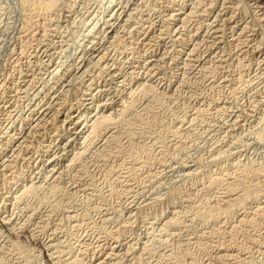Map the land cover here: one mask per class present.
I'll list each match as a JSON object with an SVG mask.
<instances>
[{
  "label": "rangeland",
  "instance_id": "rangeland-1",
  "mask_svg": "<svg viewBox=\"0 0 264 264\" xmlns=\"http://www.w3.org/2000/svg\"><path fill=\"white\" fill-rule=\"evenodd\" d=\"M34 1L0 0V264H264V0Z\"/></svg>",
  "mask_w": 264,
  "mask_h": 264
},
{
  "label": "bare ground",
  "instance_id": "bare-ground-1",
  "mask_svg": "<svg viewBox=\"0 0 264 264\" xmlns=\"http://www.w3.org/2000/svg\"><path fill=\"white\" fill-rule=\"evenodd\" d=\"M57 1L58 0H35L34 2L35 3H38V5H41V7H44V8H46L47 10H51V9H55V8H57L58 7V3H57ZM62 1V0H61ZM128 1V0H127ZM97 2V1H96ZM126 2V1H125ZM122 3H124V0L122 1V0H119V2H117L113 7H119V5L120 4H122ZM152 3V2H151ZM70 5V4H69ZM197 5V4H196ZM264 5V4H263ZM65 7V6H64ZM70 7H71V5H70ZM120 7H122V8H124L122 5L120 6ZM263 7V6H262ZM192 8V7H191ZM120 9V8H119ZM119 9H117L116 10V12H115V16H118V17H121V15L124 13V11L125 10H123V11H121V12H119L118 13V11H119ZM69 10V9H68ZM113 10H115V8L113 9ZM242 10V9H241ZM108 12V11H107ZM152 12V11H151ZM112 13V12H111ZM263 13V12H262ZM126 14V13H125ZM125 14H124V16H125ZM112 16V15H111ZM114 16V15H113ZM259 16V15H258ZM245 18V17H244ZM116 20V19H115ZM217 21V20H216ZM216 28V27H215ZM129 29V28H128ZM250 29V28H249ZM191 30V29H190ZM241 31V30H240ZM226 32V31H225ZM263 35V34H262ZM193 38V37H192ZM173 39V38H172ZM252 41V40H251ZM124 42V41H123ZM241 44V43H240ZM34 56V55H33ZM90 58V57H89ZM167 59V58H166ZM107 66V65H106ZM144 67V66H143ZM109 68V67H108ZM124 68V67H123ZM218 68V67H217ZM187 69V68H186ZM159 71V70H158ZM214 71V70H213ZM69 75V74H68ZM147 75V74H146ZM106 76V75H105ZM223 76V75H222ZM257 77V76H256ZM95 78V77H94ZM184 78V77H183ZM253 79V78H252ZM65 85V84H64ZM142 88V87H141ZM145 90V89H144ZM39 98V97H38ZM50 106H46V107H44V108H42V109H40V111H38V114H39V117L37 118L38 119V121H37V123L41 120V119H44L45 118V116L47 115V111H48V109L50 110V108H49ZM127 110V109H126ZM104 116V115H103ZM105 116H107L108 117V115H105ZM94 117V116H93ZM99 117H101L102 118V116H97V118H99ZM107 117H103V118H107ZM97 118H96V120H97ZM93 119V118H92ZM91 119V120H92ZM108 119V118H107ZM107 119H104V121L105 120H107ZM35 120V119H34ZM101 120V119H100ZM99 121V120H98ZM103 121V120H102ZM102 121H101V124H103L102 123ZM93 123H94V120L92 121ZM100 122V121H99ZM97 123V122H96ZM105 123H107V122H105ZM39 124V123H38ZM100 124V125H101ZM96 125V124H95ZM98 126H99V124H98ZM93 127H95L94 125H93ZM92 127V128H93ZM96 130V129H95ZM39 132V131H38ZM31 134V133H30ZM98 134V133H97ZM24 136H22L21 134L18 136V137H16V139L18 140V142H19V144L22 142V140H24ZM26 140V139H25ZM94 143V142H93ZM18 144V145H19ZM22 144V143H21ZM29 158V157H28ZM24 159V158H23ZM4 162V161H3ZM3 162L1 163V165L3 164ZM53 161H49V165H53V163H52ZM48 165V166H49ZM52 168V167H51ZM51 171H53L52 173H54L55 174V169L53 168V169H51ZM43 178V177H42ZM42 184V183H41ZM32 186V185H31ZM30 188V187H29ZM27 190V189H26ZM135 191V190H134ZM23 194V193H22ZM29 195V194H28ZM26 196V195H25ZM43 197V196H42ZM47 200V199H46ZM34 201V200H33ZM51 201V200H50ZM45 204V203H44ZM138 207V206H137ZM36 218V217H35ZM2 224V223H1ZM43 227V226H42ZM4 230V229H3ZM28 241V240H27ZM20 242V241H19ZM119 242V241H118ZM17 244V243H16ZM53 245V244H52ZM125 247V246H124ZM46 249V248H45ZM108 253V252H107ZM122 253V252H121ZM5 263V262H4ZM73 263H75L74 261H73ZM107 264V263H106Z\"/></svg>",
  "mask_w": 264,
  "mask_h": 264
}]
</instances>
